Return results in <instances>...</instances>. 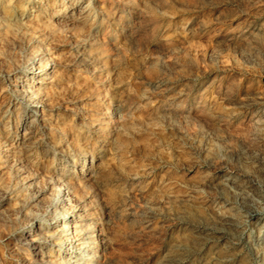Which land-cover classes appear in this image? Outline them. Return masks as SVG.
<instances>
[{
    "label": "rangeland",
    "instance_id": "rangeland-1",
    "mask_svg": "<svg viewBox=\"0 0 264 264\" xmlns=\"http://www.w3.org/2000/svg\"><path fill=\"white\" fill-rule=\"evenodd\" d=\"M77 9L51 34V141L91 167L83 191L97 205L98 264H264L248 248L263 218L236 236L220 219L233 205L229 178L264 200V0ZM82 44L89 61L69 64Z\"/></svg>",
    "mask_w": 264,
    "mask_h": 264
},
{
    "label": "bare ground",
    "instance_id": "bare-ground-1",
    "mask_svg": "<svg viewBox=\"0 0 264 264\" xmlns=\"http://www.w3.org/2000/svg\"><path fill=\"white\" fill-rule=\"evenodd\" d=\"M19 1L0 0V264H98L100 229L91 223L97 205L83 191L91 167L60 138L51 141L60 100L51 34L67 31L84 0H68V6L63 0ZM88 5L79 18L88 15ZM36 15L41 24L29 22ZM77 46L69 64H86L85 44ZM227 180L233 205L223 204L220 219L236 236L249 220L263 218L248 248L264 261V200L250 202L244 186Z\"/></svg>",
    "mask_w": 264,
    "mask_h": 264
}]
</instances>
